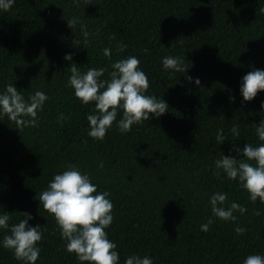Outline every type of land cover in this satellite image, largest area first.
<instances>
[{
	"label": "trees",
	"instance_id": "obj_1",
	"mask_svg": "<svg viewBox=\"0 0 264 264\" xmlns=\"http://www.w3.org/2000/svg\"><path fill=\"white\" fill-rule=\"evenodd\" d=\"M261 9L264 0H15L0 10V92L13 83L25 101L36 91L49 98L38 127L19 131L0 116V215L10 214L9 228L22 212L33 217L30 226L39 225L36 264H81L39 201L70 165L89 175L97 194L110 193L113 222L105 231L119 264L132 255L153 264H244L250 255L264 256V204L251 202L222 171L213 174L223 155L242 159L246 143H264L256 135L264 91L250 102L240 91L245 75L264 70ZM71 18L77 19L73 29ZM121 43L126 48L117 53ZM69 54L71 61L64 58ZM129 56L148 77L145 94L166 101L168 111L122 134L120 110L105 138L94 140L87 116L95 104L74 96L68 69L73 63L82 73L105 68L101 79H109L111 64ZM167 56L180 58L186 71L165 70ZM61 113L68 119L58 123ZM219 129L222 144L215 142ZM217 192L227 194L226 206L236 202L247 211L235 212V222L213 217L209 200ZM210 218V230L201 231ZM237 226L244 234L237 235ZM9 234L0 229V264H23L2 245Z\"/></svg>",
	"mask_w": 264,
	"mask_h": 264
},
{
	"label": "clouds",
	"instance_id": "obj_2",
	"mask_svg": "<svg viewBox=\"0 0 264 264\" xmlns=\"http://www.w3.org/2000/svg\"><path fill=\"white\" fill-rule=\"evenodd\" d=\"M14 2L15 0H0V10H10ZM261 11L264 12V9ZM67 23L73 29L77 19L71 18ZM81 31L87 43L89 32L86 26H82ZM125 48L126 45L121 43L117 45L116 51L120 53ZM103 53L111 59L110 48H105ZM64 58L71 61L72 55H66ZM162 64L165 70L177 73L186 71L183 61L178 57L167 56L163 58ZM139 66L140 60L135 56L117 60L111 64L109 79H101L107 71L105 68H89L82 73L73 63L68 69L71 72L68 84L74 89V96L85 105L95 104L94 114L87 116L89 137L102 141L120 110L123 111V117L118 122V129L122 134L130 132L134 124L148 121L150 114L158 118L168 111L166 101L145 94L150 84L147 75ZM187 79L192 80L191 77ZM195 84L200 85L198 78ZM240 91L243 101L254 100L259 92L264 91V70L256 69L245 75ZM48 99L44 92L36 91L25 101L14 84L9 83L6 89L0 92V116H6L19 131L38 127V112L43 110ZM261 107L264 109V103ZM67 119L68 117L61 113L57 122ZM231 132L235 137H240L237 126L234 125ZM256 135L264 142V120L256 127ZM225 140L223 130L219 129L215 142L222 144ZM235 150L241 152L238 148ZM242 156V159H237L231 155H223L215 162L216 171L213 174L220 176L222 171L227 179L239 182V185L249 193L251 202L259 200L264 204V143L256 147L246 143L242 149ZM100 167H103V163ZM109 195L107 191L97 194V186L91 182L89 175L82 174L75 165H70L67 170L56 174L47 190L39 194L40 205L54 217L61 238L67 242L66 251L74 253L81 264L84 262L119 264L117 245L109 240L105 231L113 222L114 205L107 198ZM209 203L212 216L223 221L235 222L237 220L235 212L244 214L247 211L236 202L226 206L228 204L226 193L213 194ZM20 214L23 219L10 228V214L5 212L0 215V229L10 231L9 235L3 237L2 245L13 252L17 261H22L23 264H36L41 251L37 245L42 240V232L39 225L35 227L29 225L28 221L33 219L29 213ZM255 215L259 216L260 211H256ZM213 223L214 220L210 218L207 223L201 225V231L208 232ZM234 231L237 235H242L246 229L237 226ZM124 264H153V261L148 256L132 255L126 258ZM244 264H264V256L250 255L244 260Z\"/></svg>",
	"mask_w": 264,
	"mask_h": 264
}]
</instances>
